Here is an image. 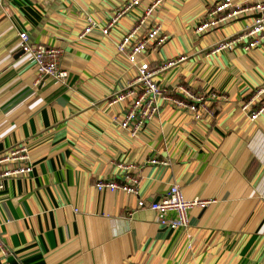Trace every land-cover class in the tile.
Wrapping results in <instances>:
<instances>
[{
	"label": "crops",
	"instance_id": "obj_1",
	"mask_svg": "<svg viewBox=\"0 0 264 264\" xmlns=\"http://www.w3.org/2000/svg\"><path fill=\"white\" fill-rule=\"evenodd\" d=\"M126 1L0 0V152L23 142L33 164L31 175L0 190V264H264V112L251 122L241 110L264 84V49L207 55L248 20L197 35L217 0H161L154 19L168 40L147 58L151 66L187 60L155 81L180 99L178 84L204 94L211 114L194 121L159 100V112L133 138L119 127L123 106L107 100L134 75L116 45L154 0H140L101 34ZM87 18L98 27L80 37ZM20 32L61 50L63 81L38 78L18 48ZM116 163L139 167L137 194L95 188L120 180ZM171 185L187 199L210 200L173 231L137 206Z\"/></svg>",
	"mask_w": 264,
	"mask_h": 264
},
{
	"label": "built area",
	"instance_id": "obj_2",
	"mask_svg": "<svg viewBox=\"0 0 264 264\" xmlns=\"http://www.w3.org/2000/svg\"><path fill=\"white\" fill-rule=\"evenodd\" d=\"M139 3L140 0H127L113 10L108 21L100 28L101 34L107 35L111 27ZM160 3L161 0H154L148 4L115 48V54L124 57L128 66L134 70V75L120 89L113 92L107 101L109 105L123 106L124 114L119 127L133 138L139 136L146 124L159 112V100L185 110L194 121L202 120L211 114L205 105L207 98L204 94L194 93L183 84H178L174 89L183 96V99H180L167 93V90L155 81V77L161 71L173 68L187 60V56L182 55L151 66L147 58L149 51L161 48L168 40V36L163 33L154 19ZM238 19H246L248 22L242 30L214 44L207 55H217L237 48L245 51L264 49V0H248L240 3H235L233 0H217L207 8L204 17L197 22L194 33L203 35ZM96 26V22L87 18V24L80 33V37L90 34L98 27ZM18 38L19 50L33 62L39 79L50 77L61 82L66 78V72L58 68L60 49L30 43L26 32H20ZM220 98L223 101L227 100L226 96H220ZM211 99H215L213 94ZM241 110L247 114L251 122L259 118L264 112V84L251 92L247 100L241 104ZM145 163L164 164L165 162L149 159ZM116 165L124 171L120 180H98L94 184L95 188L98 191L107 190L111 193L122 191L127 194H137L140 180L135 169L139 167L122 163H116ZM32 171L33 164L25 143H17L6 151L0 152V190L8 181L28 177ZM209 203L210 200L200 198L187 199L178 185H171L159 200L152 201L147 206L143 200H138L137 206L147 207L153 211L156 214V223L160 227L173 231L188 225V214L192 209H204ZM0 249L6 254L1 242Z\"/></svg>",
	"mask_w": 264,
	"mask_h": 264
}]
</instances>
